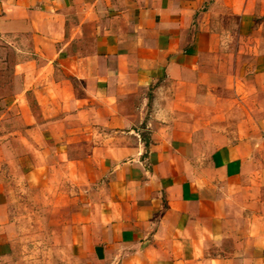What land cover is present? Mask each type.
I'll return each instance as SVG.
<instances>
[{
	"label": "crops",
	"instance_id": "obj_1",
	"mask_svg": "<svg viewBox=\"0 0 264 264\" xmlns=\"http://www.w3.org/2000/svg\"><path fill=\"white\" fill-rule=\"evenodd\" d=\"M0 264H264V0H0Z\"/></svg>",
	"mask_w": 264,
	"mask_h": 264
},
{
	"label": "rangeland",
	"instance_id": "obj_2",
	"mask_svg": "<svg viewBox=\"0 0 264 264\" xmlns=\"http://www.w3.org/2000/svg\"><path fill=\"white\" fill-rule=\"evenodd\" d=\"M77 174V176H75ZM67 175V186L65 187V195L66 197H74V196H81L83 197L86 193L85 188H86V183L89 181V171H85V170H81L77 173H75L73 171V167H71V170H67L66 172ZM73 176H75L73 178ZM68 178H70V181H68ZM75 182V183H74ZM44 193H48L50 195L52 194H58V188L56 187H52L50 188V190L47 192L46 190H44ZM29 195H41V187H33L32 189L30 188V192ZM33 199H31V201L29 202V204H27V202L24 203H20L19 207L20 212H19V216L22 217V219H24V222H26V225H34L36 226L37 224H41V218H40V212H41V202H37V201H32ZM83 204V203H82ZM45 205V204H44ZM70 206H73V204L71 203H66V220H67V225L69 223V213L70 211H68L70 208ZM34 211H38L39 214H34V219H32V212ZM52 217V216H51ZM53 219L50 218V225L52 224Z\"/></svg>",
	"mask_w": 264,
	"mask_h": 264
}]
</instances>
